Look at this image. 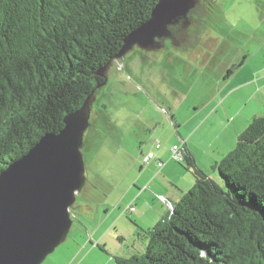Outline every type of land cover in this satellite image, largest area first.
Wrapping results in <instances>:
<instances>
[{
    "label": "trees",
    "instance_id": "obj_1",
    "mask_svg": "<svg viewBox=\"0 0 264 264\" xmlns=\"http://www.w3.org/2000/svg\"><path fill=\"white\" fill-rule=\"evenodd\" d=\"M157 1L0 0V170L98 92L96 71ZM181 146L193 184L115 264H264V114L211 166L218 181Z\"/></svg>",
    "mask_w": 264,
    "mask_h": 264
},
{
    "label": "rangeland",
    "instance_id": "obj_2",
    "mask_svg": "<svg viewBox=\"0 0 264 264\" xmlns=\"http://www.w3.org/2000/svg\"><path fill=\"white\" fill-rule=\"evenodd\" d=\"M204 2L197 9L203 14L189 25L186 48L170 55L151 51L144 59L128 52L131 71L120 74L125 80L110 102L102 99L107 117H93L84 134L86 188L71 208L68 235L41 264H115L116 256L141 253L145 234L127 206L153 140L163 143L175 133L171 114L183 117L218 106L233 111L249 88L238 85L264 72V0ZM209 174L218 181L217 173Z\"/></svg>",
    "mask_w": 264,
    "mask_h": 264
},
{
    "label": "water",
    "instance_id": "obj_3",
    "mask_svg": "<svg viewBox=\"0 0 264 264\" xmlns=\"http://www.w3.org/2000/svg\"><path fill=\"white\" fill-rule=\"evenodd\" d=\"M198 0H158L149 17L130 30L122 46L96 71L106 82L112 60L134 46L151 50L155 38L170 35V25L186 21ZM94 92L18 159L0 170V264H41L65 241L71 208L86 183L82 148L90 125Z\"/></svg>",
    "mask_w": 264,
    "mask_h": 264
},
{
    "label": "crops",
    "instance_id": "obj_4",
    "mask_svg": "<svg viewBox=\"0 0 264 264\" xmlns=\"http://www.w3.org/2000/svg\"><path fill=\"white\" fill-rule=\"evenodd\" d=\"M260 70H264V66ZM258 79H264V72L258 76L251 75L238 85L239 89L246 85L249 88L241 93L244 102L233 111L227 108L221 110L218 106L201 113L199 110L187 112L183 117L171 114L175 133L163 143L158 138L153 140L151 149L144 156L150 151L155 156L147 162L143 161L144 156L141 159L146 166H142L136 177L140 185L131 195L132 203L128 204L134 207L130 212L134 213L140 230L167 216L172 205L193 184V175L188 174L172 156V145L182 144L194 163L210 175L211 166L234 147L237 135L252 118L264 114V80ZM231 81L226 80V83ZM220 103L223 106L224 102ZM170 140L172 143H169ZM156 142L160 143V147L155 146ZM143 223L149 225L146 227Z\"/></svg>",
    "mask_w": 264,
    "mask_h": 264
},
{
    "label": "flooded vegetation",
    "instance_id": "obj_5",
    "mask_svg": "<svg viewBox=\"0 0 264 264\" xmlns=\"http://www.w3.org/2000/svg\"><path fill=\"white\" fill-rule=\"evenodd\" d=\"M204 1L205 0H198L195 7L192 10H190V12L187 14L186 21L180 20L178 23L170 25L169 26L170 28L169 36H161V37L155 38L156 45L154 46L153 49L146 50L138 46H134L131 50L142 54V57L140 58L144 59L143 57L144 54L151 52V51L163 49L165 50V52H167L168 55H170L173 49L186 48L188 44V39L190 37L188 33L189 25L198 21L201 15L203 14V12L197 13V9L199 8L200 5L203 4ZM202 6L204 7V4ZM128 52L123 57L112 60L107 70V77L105 79L106 82L98 88V92L95 94V99L91 105V116L90 117L97 118L96 114H98V112H100L101 110L104 114L101 117V119L105 120V118L107 117L105 115L107 111H106V107L104 108V105L106 106L108 104L107 103L104 104L102 99H106V101L110 102L111 96L114 92L113 89L118 88L119 87L118 85L123 82L122 80H125L124 78L120 76V74L123 72L131 71V66L129 64V61H127ZM102 80H104V78H102ZM133 80L135 79L133 78ZM101 106H102V109H101Z\"/></svg>",
    "mask_w": 264,
    "mask_h": 264
},
{
    "label": "built area",
    "instance_id": "obj_6",
    "mask_svg": "<svg viewBox=\"0 0 264 264\" xmlns=\"http://www.w3.org/2000/svg\"><path fill=\"white\" fill-rule=\"evenodd\" d=\"M182 144H173L171 147L172 150V156L176 159V160H181L183 157V151H182ZM156 147H160L159 142L155 143ZM155 156L154 152L150 151L146 156H144L143 161L147 162L148 160H150L151 158H153ZM129 211H132L134 209L133 206H128Z\"/></svg>",
    "mask_w": 264,
    "mask_h": 264
}]
</instances>
